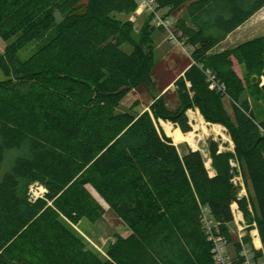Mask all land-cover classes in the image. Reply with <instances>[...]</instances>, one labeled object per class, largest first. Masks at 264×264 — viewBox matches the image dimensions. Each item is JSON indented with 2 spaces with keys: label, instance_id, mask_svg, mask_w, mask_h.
<instances>
[{
  "label": "trees",
  "instance_id": "obj_1",
  "mask_svg": "<svg viewBox=\"0 0 264 264\" xmlns=\"http://www.w3.org/2000/svg\"><path fill=\"white\" fill-rule=\"evenodd\" d=\"M152 1L167 17L185 8L176 31L192 63L174 84V111L162 96L136 115L120 108L152 83L154 27L136 35L117 15L137 12L138 0H0V264H214L204 214L229 234L234 204L264 244V120L252 105L264 102V36L216 51L264 0ZM190 110L233 142L230 152L208 143L214 177L201 151L181 154L159 127L189 134ZM36 184L46 193L33 200ZM89 188L131 231L106 257L72 228L105 216Z\"/></svg>",
  "mask_w": 264,
  "mask_h": 264
},
{
  "label": "rangeland",
  "instance_id": "obj_2",
  "mask_svg": "<svg viewBox=\"0 0 264 264\" xmlns=\"http://www.w3.org/2000/svg\"><path fill=\"white\" fill-rule=\"evenodd\" d=\"M139 1V8L137 12L132 15H117V18L123 21H132L135 26L136 35H140L143 31V28L146 27L147 23L151 19V25L154 27L153 39H154V47H155V55L157 65L153 72V80L151 85H145L140 88L132 90L129 95L122 102V106L120 111L126 112L132 110L136 115H140L150 109L152 103L156 100V98H160L162 96L165 97L167 106L171 110H175L178 106L177 95L175 92V82L180 78V75L185 71V69L192 63L191 54L192 48L184 44V40L180 39V34L176 31V24L178 21L187 20L186 10H180L170 17H167L169 11L163 10L159 11L157 15L151 13L147 8H141V0ZM155 16L159 17H167L172 21L173 26L170 31H165L159 27L154 22ZM177 38L178 43H173V36ZM264 36V10L253 19L245 28H243L236 36L230 40L229 45L230 48H235V44L240 45L243 42H246L251 39L259 38ZM239 40V42L234 43L235 39ZM7 44L3 42L0 38V53H4ZM37 47L30 46L27 50L21 53V58L23 60L28 59L35 51ZM122 49L130 53L132 51V47L130 45H124ZM236 72L240 77H244L245 71L244 68L239 66L237 62L235 63ZM254 110L258 116L259 120H264V102L253 103ZM226 107L228 111L232 114V110L228 102H226ZM197 115L198 117L200 112L198 110H190L188 112V118L190 120V124L192 126V132L189 134H185L183 137L179 132V128L171 124V134H168L164 129L161 121H159V127L169 135L174 142H177L180 139H185L186 142L184 144H177L181 154H185L190 150V146L195 144L197 146L198 151L204 155L206 160V165L209 170H211V164L208 159V143L210 141H215L219 143L221 152H230L234 150L233 142L228 134V131L221 125H212L207 122L204 123L206 125V129L198 128V121L191 119V114ZM164 122V121H163ZM219 127L220 130L217 131L216 128ZM194 134V138L191 139L190 134ZM193 148V146H192ZM194 149V148H193ZM234 182L239 188V198L240 199H248L249 194L246 188V185L242 179V176L237 173L234 178ZM94 197L104 206L106 213L104 218L96 224H92L87 219H83L79 225L72 226L74 231L82 237L87 243L88 247L102 257H106L107 251L109 247L116 242L118 236L128 237L131 235L130 229L116 216L114 212H112L109 207L104 203V201L94 192L91 188H89ZM44 190L41 186L34 185L31 188L32 197L42 196ZM237 209V205L233 206V210ZM248 222V221H247ZM228 230L231 232L233 237V242H238V228L236 223H232L228 226Z\"/></svg>",
  "mask_w": 264,
  "mask_h": 264
},
{
  "label": "built area",
  "instance_id": "obj_3",
  "mask_svg": "<svg viewBox=\"0 0 264 264\" xmlns=\"http://www.w3.org/2000/svg\"><path fill=\"white\" fill-rule=\"evenodd\" d=\"M141 4V8H147L155 15L159 12L152 0H141ZM154 22L157 27L165 31H170L173 26L172 21L167 17L155 16ZM172 39L174 40L173 43H178L176 37L173 36ZM215 87V85H212L211 88L214 89ZM43 190L42 196L34 198L31 194L32 199L43 198L46 193L44 188ZM236 205L237 209L233 210V215L234 222L238 228L237 243L233 242L230 231H228L229 234H224L219 226L209 219L207 212L204 214L203 221L208 240L212 243L214 264H264V244L261 241L258 225L255 221L247 222L244 212L239 208L238 204ZM246 239H249L250 242H247Z\"/></svg>",
  "mask_w": 264,
  "mask_h": 264
},
{
  "label": "crops",
  "instance_id": "obj_4",
  "mask_svg": "<svg viewBox=\"0 0 264 264\" xmlns=\"http://www.w3.org/2000/svg\"><path fill=\"white\" fill-rule=\"evenodd\" d=\"M264 10V9H263ZM262 10V11H263ZM261 13V11L258 13V14H256L250 21H248L246 24H244L241 28H239L237 31H235L234 33H232L229 37H228V39L225 41V42H223L217 49H216V51H218V52H221V51H224V50H227V49H232V48H230L231 47V45H229V41L230 40H232L235 36H236V34H238V32H240L243 28H245L250 22H252L253 21V19L255 18V17H257L259 14ZM252 40V39H251ZM249 41V40H248ZM234 43H237V42H239V40H237V38L235 39V41H233ZM247 42V41H246ZM243 43H245V42H243ZM242 43V44H243ZM241 45V44H240ZM239 46V45H238ZM234 47H237V44H235V46ZM191 65V64H190ZM189 65V66H190ZM188 66V67H189ZM187 67V68H188ZM186 68V69H187ZM186 69H185V71H186ZM236 70V69H235ZM184 71V72H185ZM184 72L180 75V77L181 76H183V74H184ZM187 115H188V113H187ZM192 115H194L193 113L191 114V116ZM198 115V114H197ZM197 115H194V116H197ZM201 115H199V117H200ZM202 117V116H201ZM203 118V117H202ZM192 119V118H191ZM179 130V132H180V134H182L183 135V137H185V134H183L182 133V131L180 130V129H178ZM166 134V133H165ZM167 135V134H166ZM168 137H170L169 135H167ZM171 138V137H170ZM172 139V138H171ZM173 140V139H172ZM175 140H173V142H174ZM184 143H188V142H186V140L185 139H180V140H178L177 142H174V144L177 146V144H184ZM189 144V143H188ZM190 146V149L191 150H195V149H193L192 148V146L191 145H189ZM178 147V146H177ZM94 191V190H93ZM95 192V191H94ZM94 196V195H93ZM129 237V236H128ZM126 238V237H125Z\"/></svg>",
  "mask_w": 264,
  "mask_h": 264
},
{
  "label": "bare ground",
  "instance_id": "obj_5",
  "mask_svg": "<svg viewBox=\"0 0 264 264\" xmlns=\"http://www.w3.org/2000/svg\"><path fill=\"white\" fill-rule=\"evenodd\" d=\"M191 118H192L193 120L195 119V120L198 121V124H199V125L197 126L198 128H199V127H200V128H203V127H204L203 129H206V125H205L204 120H203L204 118H202L201 116H200V117H199V116L196 117V116H194V115H192ZM161 123H162L164 129L166 130V132H167L168 134H171V124H169V123H165V122H163V121H161ZM218 129L220 130L219 127L216 128L217 131H219ZM190 137H191V139H193V138H194V134L191 133V134H190ZM192 146H193L194 149H197V146H196L195 144H192Z\"/></svg>",
  "mask_w": 264,
  "mask_h": 264
},
{
  "label": "water",
  "instance_id": "obj_6",
  "mask_svg": "<svg viewBox=\"0 0 264 264\" xmlns=\"http://www.w3.org/2000/svg\"><path fill=\"white\" fill-rule=\"evenodd\" d=\"M194 151H198V150H194ZM208 159H209L210 164H211V160H210L209 157H208ZM209 173H210V175H211L212 177H214V176L216 175V171H215L214 169H212V167H211V170H209Z\"/></svg>",
  "mask_w": 264,
  "mask_h": 264
}]
</instances>
